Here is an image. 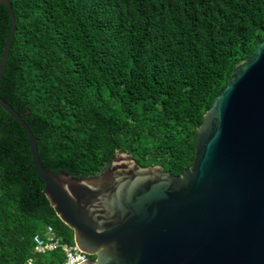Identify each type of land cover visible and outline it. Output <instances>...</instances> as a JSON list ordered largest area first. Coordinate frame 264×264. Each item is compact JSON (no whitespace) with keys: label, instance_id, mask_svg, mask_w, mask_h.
I'll return each mask as SVG.
<instances>
[{"label":"trees","instance_id":"obj_1","mask_svg":"<svg viewBox=\"0 0 264 264\" xmlns=\"http://www.w3.org/2000/svg\"><path fill=\"white\" fill-rule=\"evenodd\" d=\"M17 20L1 97L38 140L45 168L104 173L117 152L172 175L238 64L264 41V0H10ZM0 4V62L11 29ZM28 135L0 105V264H63L35 250L51 226L67 244ZM95 260V257H89Z\"/></svg>","mask_w":264,"mask_h":264},{"label":"water","instance_id":"obj_2","mask_svg":"<svg viewBox=\"0 0 264 264\" xmlns=\"http://www.w3.org/2000/svg\"><path fill=\"white\" fill-rule=\"evenodd\" d=\"M0 62V82L17 20ZM1 107L28 135L33 165L57 216L90 258L81 264H264V41L236 66L196 132L192 166L172 175L117 152L98 176L55 173L38 140L0 94Z\"/></svg>","mask_w":264,"mask_h":264},{"label":"built area","instance_id":"obj_3","mask_svg":"<svg viewBox=\"0 0 264 264\" xmlns=\"http://www.w3.org/2000/svg\"><path fill=\"white\" fill-rule=\"evenodd\" d=\"M35 250L38 254L55 252L59 249L65 254L63 264H81L89 259L76 244H67L57 235L51 226H46L41 233L34 235Z\"/></svg>","mask_w":264,"mask_h":264}]
</instances>
